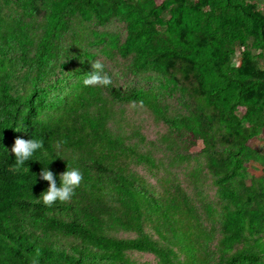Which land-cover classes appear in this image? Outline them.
<instances>
[{
	"label": "trees",
	"instance_id": "16d2710c",
	"mask_svg": "<svg viewBox=\"0 0 264 264\" xmlns=\"http://www.w3.org/2000/svg\"><path fill=\"white\" fill-rule=\"evenodd\" d=\"M201 1L158 4L156 0H54L33 59L36 81L41 80L74 16L100 25L117 18L126 25V37L112 46L121 57L133 59L134 72H159L168 56L206 70L214 67L216 84L202 90L216 100L223 121L230 125L246 95H264V65L252 63L248 55L238 66L230 62L228 55L233 45L245 46L250 33L256 45L264 49V19L242 0H217L219 13L214 9L204 11L206 2L213 0ZM202 19L206 25L200 24ZM28 41L26 37L18 41L23 55ZM4 66L5 61L0 60V112H5L0 118V264H32L33 258L39 264H91L41 243L35 233L23 231L24 215L38 220L47 233L73 236L105 251L152 252L163 264H264V198L253 182L248 183L245 142L239 141L229 149L206 150L207 169L225 202L219 218L201 188L207 179L203 170L189 174L203 210L219 223L225 235L221 245L226 254L212 258L204 250L208 234L183 187L150 154L112 134L103 113L88 111L92 88L82 87L65 100L59 113L41 118L39 111L45 101L39 98L37 102H23L13 97L5 82L9 71ZM105 90L114 102L149 103L170 129L168 150L181 160L190 159L186 152L191 139L184 133L183 122L168 117L150 90L137 86L122 90L113 84ZM260 125L255 124L248 138L258 133ZM18 137L43 139L46 150L37 153L22 171L14 167L11 152ZM56 145L77 157H63ZM68 165L79 167L83 173L75 195L65 202L45 205L40 195L48 182L40 178L42 169L48 166L59 183L58 177ZM111 192L120 204L118 217L108 199ZM107 214L123 229L136 231L137 237L123 240L108 236ZM149 224L157 237L145 231ZM171 244L185 253L186 260L178 259L177 251L166 246Z\"/></svg>",
	"mask_w": 264,
	"mask_h": 264
},
{
	"label": "rangeland",
	"instance_id": "374dc122",
	"mask_svg": "<svg viewBox=\"0 0 264 264\" xmlns=\"http://www.w3.org/2000/svg\"><path fill=\"white\" fill-rule=\"evenodd\" d=\"M54 0H0V60L5 61L4 69L9 71L5 80L10 93L23 102H37L43 99L44 106L39 117L50 118L59 113V107L67 98L73 96L82 86L87 73L93 71L92 65L99 60L105 65V71L111 76L112 84L122 90L137 86L150 90L153 99L166 111V115L178 119L184 124V133L191 139L188 145L190 159L181 160L174 156L166 145L171 139V132L164 121L159 118L148 103H119L111 100L105 87L93 86L94 94L90 97L88 111L101 112L107 120L109 131L122 137L128 144L154 157L159 164L183 187L200 215L201 222L208 236L204 239V250L212 258H218L222 249L224 233L219 223L209 219L203 210L192 184L189 174L196 169L203 170L207 179L202 189L204 195L216 208L217 217L223 215L225 202L221 200L215 179L206 166L207 149H229L237 142H245L244 165L249 172L248 183H254L257 192L264 198V95L258 97L246 95L237 111L232 124L223 121L219 107L213 97L206 95L203 88H211L216 84V69H202L191 62L168 56L163 59L164 65L159 72L147 70L133 71L132 58L121 57L112 45L121 44L126 37V25L114 18L109 23L100 25L95 20L85 21L74 16L69 29L58 41L54 57L45 68L41 80L36 81V66L33 63L35 52L44 32L47 15ZM158 4L172 0H156ZM264 19V0H242ZM202 4L201 0H196ZM204 11L216 10L219 3L206 2ZM216 7V8H215ZM201 25H206L202 19ZM28 38L21 54L18 41ZM255 36H246V45H233L232 54L228 55L232 64L241 65L249 55L252 63L264 65V49L255 43ZM229 47L227 48V50ZM230 50V51H231ZM25 56V59L22 58ZM88 92V91H87ZM5 114L0 112V118ZM262 121V122H261ZM261 123L258 133L248 138L255 124ZM245 127L249 130L246 131ZM65 158L77 157L69 149L56 145ZM231 166L234 161L231 159ZM111 205L118 217L120 204L117 195H108ZM106 233L118 239L137 237L136 231L125 230L120 223L106 215ZM218 218L216 220H218ZM22 230L35 233L39 241L53 249L69 253L91 264H163L155 253L126 249L105 251L83 242L81 239L62 234L47 233L38 220L24 215L21 220ZM155 237L154 227L150 224L146 230ZM167 247L177 251L178 259L186 260V255L173 245ZM231 253V252H229ZM264 262V261H263ZM189 264V263H188Z\"/></svg>",
	"mask_w": 264,
	"mask_h": 264
},
{
	"label": "clouds",
	"instance_id": "9594fccd",
	"mask_svg": "<svg viewBox=\"0 0 264 264\" xmlns=\"http://www.w3.org/2000/svg\"><path fill=\"white\" fill-rule=\"evenodd\" d=\"M93 71L87 73L83 80L82 86L90 88L93 86L107 87L112 84L111 76L105 71V65L97 60L92 65ZM44 141L40 138H17L11 148L14 153L15 165L17 171H22L29 161L37 153L45 152ZM39 161V160H37ZM40 178L48 182V188L41 193L40 198L47 206H52L57 201L65 202L71 200L76 193V189L83 180V173L77 166L68 165L66 170L59 175V183L56 174L47 166L40 173ZM37 179V177H36ZM39 253H37V256ZM32 264H39L37 258H33Z\"/></svg>",
	"mask_w": 264,
	"mask_h": 264
}]
</instances>
